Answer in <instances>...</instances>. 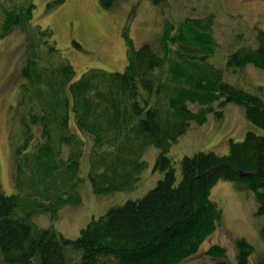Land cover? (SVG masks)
<instances>
[{"label":"trees","instance_id":"obj_1","mask_svg":"<svg viewBox=\"0 0 264 264\" xmlns=\"http://www.w3.org/2000/svg\"><path fill=\"white\" fill-rule=\"evenodd\" d=\"M118 1L99 0L108 8ZM34 9V0H0V37L20 31L26 52L13 115L22 134L15 191L6 194L0 183L1 263L31 264L36 257L38 264H182L222 226V210L210 197L220 180L251 191L256 214L264 215V133L227 136L224 154L198 150L176 161L168 153L193 122L202 124L209 114L221 119L226 103L242 106L248 122L264 129L262 86L225 78L247 65L264 70V28L256 30L254 45L231 50L218 66L211 62L213 13L175 20L162 10L155 42L135 48L125 33L122 70L92 67L76 78L53 30L33 21ZM79 134L91 141L87 175L94 193L135 187L147 145L158 149L153 168L160 177L141 197L110 206L69 238L53 222L39 226L33 215L45 212L55 220L64 205L81 203L85 145ZM233 253L232 262L226 247L214 242L185 264H264L244 237L234 240Z\"/></svg>","mask_w":264,"mask_h":264},{"label":"rangeland","instance_id":"obj_2","mask_svg":"<svg viewBox=\"0 0 264 264\" xmlns=\"http://www.w3.org/2000/svg\"><path fill=\"white\" fill-rule=\"evenodd\" d=\"M166 2L119 0L108 8L103 7L99 0H34L33 21L53 30L57 47L73 65L76 78L84 70L92 67L106 71L122 70L126 64L127 53L125 33L135 48L145 42H155L161 29L162 10L165 15L175 20L213 13V34L217 46L211 62L218 66L224 65L226 55L231 50L243 44L254 45L256 30L264 28V0H166ZM23 41L24 36L20 31H13L0 37V183L6 194L15 191L13 183L16 166L15 147L22 137L21 126L18 119L14 120L13 115L21 99L20 69L26 58ZM73 41L79 45H75ZM225 78L246 88L262 86V91L259 92L264 97L263 69L247 65L236 72L228 71ZM249 129L264 133V129L248 122L242 106L226 103L221 119H215L209 114L202 124L193 122L188 131L170 146L168 153L176 161L183 155H191L198 150H213L224 154L228 147L226 137L232 136L236 140H241ZM79 135L85 145L82 149L79 172L83 180L78 186L81 203L64 205L59 209L55 220H51L50 215L45 212L33 215V220L39 226H47L53 222V226L69 238L76 237L79 230L93 216L104 213L110 206L127 198L141 197L160 177V173L153 168L158 149L153 145H147L141 156L139 155L146 161V165L141 170V178L135 187L108 195L94 193L87 175L91 141L85 135ZM139 156L131 160L138 159ZM210 197L222 210V226L202 242L197 254L186 258L182 264L198 260L201 252L214 242L226 247L233 262L234 240L241 237L253 245V257H264V238L260 235L264 215L256 214L253 193L238 189L231 181L220 180L211 189ZM32 261L31 264H38L36 257ZM0 264L3 263L0 261Z\"/></svg>","mask_w":264,"mask_h":264}]
</instances>
